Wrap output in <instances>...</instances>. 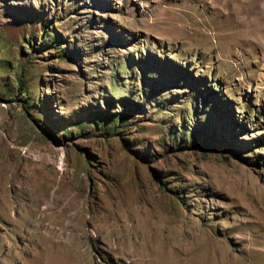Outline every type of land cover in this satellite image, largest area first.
I'll return each mask as SVG.
<instances>
[{
  "label": "rangeland",
  "instance_id": "rangeland-1",
  "mask_svg": "<svg viewBox=\"0 0 264 264\" xmlns=\"http://www.w3.org/2000/svg\"><path fill=\"white\" fill-rule=\"evenodd\" d=\"M0 264H264V0H0Z\"/></svg>",
  "mask_w": 264,
  "mask_h": 264
}]
</instances>
